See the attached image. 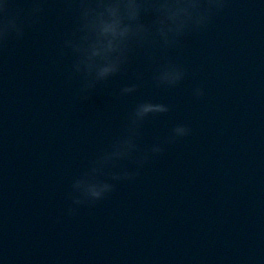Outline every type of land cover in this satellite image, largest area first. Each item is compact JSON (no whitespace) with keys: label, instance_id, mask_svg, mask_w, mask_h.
<instances>
[{"label":"water","instance_id":"obj_1","mask_svg":"<svg viewBox=\"0 0 264 264\" xmlns=\"http://www.w3.org/2000/svg\"><path fill=\"white\" fill-rule=\"evenodd\" d=\"M15 2L23 33L0 40L3 264H264V0H223L166 47L149 32L91 88L66 44L80 0ZM155 16L145 8L142 20ZM169 62L184 77L158 83ZM126 83L139 87L121 94ZM146 98L169 111L150 114L136 152L105 167L113 188L76 204V179ZM177 124L189 132L169 139Z\"/></svg>","mask_w":264,"mask_h":264},{"label":"clouds","instance_id":"obj_2","mask_svg":"<svg viewBox=\"0 0 264 264\" xmlns=\"http://www.w3.org/2000/svg\"><path fill=\"white\" fill-rule=\"evenodd\" d=\"M220 7H223V0H80L79 34L66 40L77 53L74 70L84 75L85 88L94 87L97 82L122 71L134 40L142 42L154 30L162 45L169 46L173 38L189 26L206 24L211 10ZM32 8L38 9L39 4L34 3ZM145 8L156 11L152 27L142 20ZM22 11L23 5L15 0H0V40L9 33H23ZM184 72L181 66L169 62L159 67L155 79L161 84H176L184 77ZM138 87V83H126L121 94H131ZM202 92V89H196L197 95ZM168 111L169 105L164 102L148 98L139 100L129 115L126 134L102 150L92 169L76 179L75 186L80 195L75 198V203L100 199L109 192L113 184L104 178L105 167L136 152L139 127L150 114ZM188 132L185 124H177L169 139ZM162 150L159 143L151 146L152 152ZM130 175L128 170L112 173L114 179ZM0 264H3L2 260Z\"/></svg>","mask_w":264,"mask_h":264}]
</instances>
